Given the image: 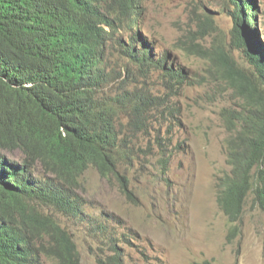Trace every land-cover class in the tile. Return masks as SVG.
<instances>
[{"label": "trees", "instance_id": "obj_1", "mask_svg": "<svg viewBox=\"0 0 264 264\" xmlns=\"http://www.w3.org/2000/svg\"><path fill=\"white\" fill-rule=\"evenodd\" d=\"M141 2L0 0V264H81L73 234L46 208L89 226L103 250L97 264H125L119 245L131 237L86 212L85 195L94 197L107 184L131 198L134 171L167 181L183 145H165L156 127L174 131L170 117L177 109L168 99L192 85L183 68L167 66L173 60L168 51L154 54L147 46ZM230 3L234 42L249 65L218 51L216 61L240 104L222 112L228 169L216 177L215 190L234 237L247 205L264 211V47L255 30L244 28V9L256 23L254 4ZM114 53L127 61L132 90L108 88ZM156 71L165 82L163 95L145 86ZM91 170L104 186L89 192Z\"/></svg>", "mask_w": 264, "mask_h": 264}, {"label": "rangeland", "instance_id": "obj_2", "mask_svg": "<svg viewBox=\"0 0 264 264\" xmlns=\"http://www.w3.org/2000/svg\"><path fill=\"white\" fill-rule=\"evenodd\" d=\"M255 4L260 12L254 32L264 47V0ZM140 9V33L147 46L154 54L168 51L173 57L168 67L183 68L192 82L168 99L170 106L180 110L174 131L164 125L155 131L165 137V145L180 142L183 150L176 152L167 181L131 173L130 188L135 194L131 198L121 194L118 185L104 186L100 173L91 170L85 188L90 192L97 185L104 187L94 197L85 195V210L105 217L114 233L131 237V242L123 239L119 245L125 264H264V211L247 205L239 232L229 237L230 222L216 200L215 179L228 169L222 112L240 104L216 61L218 51H226L244 67L249 65L234 42V21L228 13L232 6L228 0H142ZM111 65L115 75H126L118 57ZM158 73L153 72L145 86L163 95L165 82ZM120 79L116 76L113 84ZM142 82L138 85L143 86ZM46 210L73 234L81 264H97L96 256L103 250L91 237L89 226L56 209Z\"/></svg>", "mask_w": 264, "mask_h": 264}, {"label": "clouds", "instance_id": "obj_3", "mask_svg": "<svg viewBox=\"0 0 264 264\" xmlns=\"http://www.w3.org/2000/svg\"><path fill=\"white\" fill-rule=\"evenodd\" d=\"M229 2H230V0H228ZM247 2L248 3H253L254 4V6L255 7H253L254 8V17H255V20H256V15H257V13H259L260 11H259V9H257V7H256V4H255V0H247ZM248 3H246V4H248ZM231 4V3H230ZM231 6H232V4H231ZM246 7L248 6V5H245ZM244 14H245V23H246V26H244V28H245V30H247L248 28L249 29H253V30H255V32H256V26H255V24H251L252 22H253V20H252V18L251 17H249V14H248V12H247V10L246 9H244ZM135 17V16H134ZM142 24V23H141ZM258 35V34H257ZM143 36V35H142ZM121 38H122V40H125V37L124 36H121ZM259 38V37H258ZM138 45H140V43H135V49L136 50H138L139 52L140 51H144L145 50V48H143L141 45H140V48H138ZM150 48V47H149ZM152 51V50H151ZM153 52V51H152ZM154 53V52H153ZM116 57H118L121 61H122V67H123V72L126 74L124 77H123V75H115V72H116V70H115V68L111 65V63H112V61H113V58H116ZM168 63H170V65H173L172 63H171V60L169 59V61H168ZM125 64H127V61H125V60H123V59H121V57H119V55L118 54H115L114 53V55H112V57H111V61L110 60H108V67H109V70H108V72L112 75V80H111V83H110V85H109V90H113V91H117L118 89H119V87H120V85H124L126 88H128L129 90H132V76H130V77H126L127 76V73L125 72ZM168 66V65H167ZM116 76L119 78H121L119 81H118V83L117 84H113L115 81H116ZM124 80H126V82L124 83ZM185 87V86H184ZM177 109V108H176ZM178 111H180L179 109H177V111L176 112H178ZM175 118H176V114H175ZM175 118H171L170 117V119L172 120V121H174L175 122ZM175 124H176V122H175ZM175 127H177V124H176V126Z\"/></svg>", "mask_w": 264, "mask_h": 264}, {"label": "bare ground", "instance_id": "obj_4", "mask_svg": "<svg viewBox=\"0 0 264 264\" xmlns=\"http://www.w3.org/2000/svg\"><path fill=\"white\" fill-rule=\"evenodd\" d=\"M135 20V19H134Z\"/></svg>", "mask_w": 264, "mask_h": 264}]
</instances>
